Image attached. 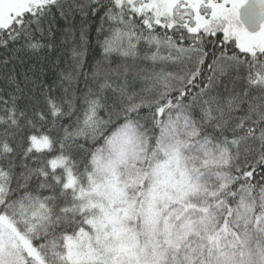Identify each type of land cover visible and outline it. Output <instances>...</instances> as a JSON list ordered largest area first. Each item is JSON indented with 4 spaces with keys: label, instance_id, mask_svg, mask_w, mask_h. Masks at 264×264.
Masks as SVG:
<instances>
[{
    "label": "snow or ice",
    "instance_id": "1",
    "mask_svg": "<svg viewBox=\"0 0 264 264\" xmlns=\"http://www.w3.org/2000/svg\"><path fill=\"white\" fill-rule=\"evenodd\" d=\"M0 264H264V0H0Z\"/></svg>",
    "mask_w": 264,
    "mask_h": 264
},
{
    "label": "water",
    "instance_id": "2",
    "mask_svg": "<svg viewBox=\"0 0 264 264\" xmlns=\"http://www.w3.org/2000/svg\"><path fill=\"white\" fill-rule=\"evenodd\" d=\"M240 16L247 30H249L250 32L258 30L259 22L251 18L249 6H246L245 8L241 9Z\"/></svg>",
    "mask_w": 264,
    "mask_h": 264
}]
</instances>
